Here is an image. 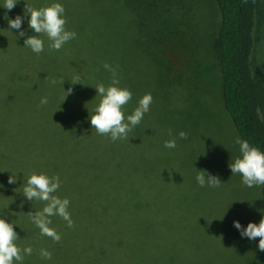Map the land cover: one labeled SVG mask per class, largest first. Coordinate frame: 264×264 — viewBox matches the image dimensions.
I'll return each mask as SVG.
<instances>
[{"label": "trees", "instance_id": "1", "mask_svg": "<svg viewBox=\"0 0 264 264\" xmlns=\"http://www.w3.org/2000/svg\"><path fill=\"white\" fill-rule=\"evenodd\" d=\"M212 1L217 13L213 64L221 107L237 137L264 151V100L253 66L259 0ZM50 2L19 0L11 10L0 8V14L6 11L9 18L21 15L20 30L27 37L34 33L23 14L24 3L38 7ZM58 2L64 7L65 28L76 33L59 50L48 49L47 38L39 34L44 50L31 52L23 46L24 37H15L19 30L8 29L6 20L0 18V184L4 185L0 188V214L16 224L17 243L33 249L22 264H141L143 250L157 244L160 203L151 189L135 184L136 180L129 184L125 173H117V169H150L140 163L143 150L148 152L155 145L154 137L169 139V130L176 136L179 126L170 120V113H162L158 101L160 97L170 104L172 89L162 83L156 93L143 75L138 81L135 78L143 67L142 53H148L147 47H155L159 37L179 33L173 27L172 4L170 8L166 0ZM143 12L154 14L155 19L161 17L146 34ZM200 45L198 42L196 48ZM153 49L148 55L159 65ZM196 55L201 74L209 70L214 75V68L200 65ZM105 62L116 67L120 85L132 93L123 106L125 114L146 92L151 93L153 103H159L149 105L140 123L128 133L129 139L110 141L87 121V110L98 100L93 87L97 82L110 83L111 74L102 66ZM74 75L80 77L76 83H72ZM181 94L185 116L191 119L190 127L184 122L182 129L189 137L196 133L201 114H192L191 106L200 110L202 103L194 102L199 103L202 93ZM41 97H47L48 103L41 105ZM157 123L164 130L155 129ZM32 171L59 176L56 194L69 200L72 227L58 216L51 217L50 226L60 234L58 241L40 235L27 219V212L43 204L25 200L20 194L24 178ZM15 172L16 183L7 184L6 177ZM259 194L261 216L264 184ZM40 248L51 253L48 260L40 257ZM254 264H264V251L257 249Z\"/></svg>", "mask_w": 264, "mask_h": 264}, {"label": "rangeland", "instance_id": "2", "mask_svg": "<svg viewBox=\"0 0 264 264\" xmlns=\"http://www.w3.org/2000/svg\"><path fill=\"white\" fill-rule=\"evenodd\" d=\"M166 1L170 8L172 4L173 27L179 33L168 34L162 41L159 37L155 47L150 45L156 50L153 52L159 65L150 59L151 48L147 47L148 53H142L143 67L139 66L135 78L138 81L143 75V80L156 93L162 83L172 89L174 98L173 101L170 98V104L160 97L158 101L162 113H170V120L179 126L177 131L183 130L184 122L187 127L191 124V119L185 116L184 104L180 103L181 92L202 93L199 103L194 102L202 105L200 110L194 106L190 110L192 114L201 113L195 126L197 134L176 138V146L172 149L163 146L164 138L154 137L155 145L148 152L143 150L140 156V163L145 167L149 165L150 169H117V173H125L129 184L136 180L135 184L151 189L160 203L157 244L143 250L141 264H254L259 238L242 239L232 221H239L241 226L248 221L258 222L260 186H243L239 174H231L227 166L238 155V146L233 143L237 135L221 107L217 88L213 64L217 13L213 1ZM258 7L253 66L264 100V0H259ZM143 15L145 26L142 30L146 34L155 29L153 22H159L161 17L155 19L154 14L146 16L144 12ZM198 42L201 45L197 49ZM195 54L200 56V65L214 68L216 79L209 70L201 74ZM145 88L148 89L147 84ZM151 103L159 106L157 102ZM154 127L164 130L159 123ZM202 170L216 175L221 182L219 186H198L194 177Z\"/></svg>", "mask_w": 264, "mask_h": 264}, {"label": "clouds", "instance_id": "3", "mask_svg": "<svg viewBox=\"0 0 264 264\" xmlns=\"http://www.w3.org/2000/svg\"><path fill=\"white\" fill-rule=\"evenodd\" d=\"M18 2L19 0H0V8L11 10ZM23 14L27 16L28 28L34 33L27 37L24 36V31L20 30L21 15L9 18L5 11L0 14V18L6 20L8 29L19 30L15 37H24L23 46L28 47L33 53L39 54L44 50V40L39 34H43L47 38L49 42L47 47L50 50H59L67 41L76 37L74 31L65 28L64 7L58 0H51L50 3L38 7L24 3ZM102 66L111 74L110 83L106 86L103 82H97L93 87L98 100L91 109L87 110L88 124L90 128L95 129L97 134L106 135L110 141L129 139L128 133L140 123L143 115L149 110V105L152 102L151 93L146 92L140 96L131 112L125 114L123 106L131 99L132 93L127 87L120 85L116 67L107 62ZM79 78V75H74L72 83H76ZM70 91V88L65 90L64 96L66 92ZM39 103L47 104V97H41ZM169 137L163 142V146L172 149L176 146V138L183 139L186 137V133L179 130L176 132V136L172 137L169 130ZM233 143L238 146V155L227 165L231 174H239L240 183L248 188L264 184V151L239 137H234ZM16 173L6 177L7 184L16 183L18 179ZM194 179L200 187L215 188L221 183L216 175L205 170L197 171ZM60 184L61 180L55 174L50 176L43 171H32L24 178L20 192L25 200L43 202L39 209L27 212V219L39 230L40 235L47 236L53 241L60 240V234L50 226L52 224L51 217H60L69 228L73 224L68 211V198L56 194ZM3 186L0 184V188ZM13 225L16 224L6 219L5 214H0V264H22L23 257L30 255L33 251L31 245L21 247L17 243L19 237L13 230ZM232 226L242 239L246 238L248 241H252L258 237L256 248L264 251V214H261L258 222L248 221L241 226L239 221L233 220ZM39 255L44 260L51 257V253L45 248L39 249Z\"/></svg>", "mask_w": 264, "mask_h": 264}]
</instances>
